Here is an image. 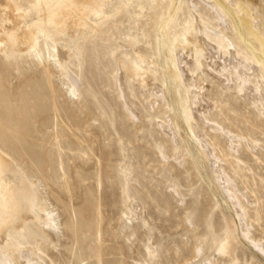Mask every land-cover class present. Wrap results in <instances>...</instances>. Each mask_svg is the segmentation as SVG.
Returning a JSON list of instances; mask_svg holds the SVG:
<instances>
[{
	"label": "rangeland",
	"instance_id": "rangeland-1",
	"mask_svg": "<svg viewBox=\"0 0 264 264\" xmlns=\"http://www.w3.org/2000/svg\"><path fill=\"white\" fill-rule=\"evenodd\" d=\"M18 1L23 8H31L25 24L32 25L38 19L32 9L36 0ZM163 4V0H109L103 7L105 21L97 23L105 33L91 37L87 28L88 39L78 34L71 39L81 64L78 100L66 95L63 76L51 68L52 77L48 76L45 65L31 52H0V147L38 186L41 207H35L34 214L47 207L58 222L56 234L31 226L47 255L41 264H203L208 259L219 264H264L262 255L243 240L226 193L188 131L180 110L182 99L174 100L169 77L165 81L168 108L154 103L152 109L150 94L128 84L127 96L138 113V118L130 120L117 97L114 76L118 66L111 56L116 41L111 34L133 45L123 59L132 71L140 65L160 78L166 61L161 49L162 22L155 15L164 11ZM258 4L254 11L264 18L263 0L251 6ZM179 15L175 29L182 27L185 17ZM89 17L94 20L98 14L93 11ZM163 18L166 22L169 13ZM206 30L219 35L210 25ZM45 31L59 35L50 26ZM227 35L232 38L229 31ZM38 42L44 52L42 39ZM202 77L211 85L208 94L219 104L211 118L248 138L238 153L245 161V182L232 165L226 163L224 168L249 201L258 199L251 206L258 209L259 226L255 208L249 210V223L253 235L264 243V148L257 152L246 145L252 139L264 143V117L251 103L224 88L221 80ZM166 112L177 117L186 134L183 158L177 160L174 145L157 126ZM215 140L223 148L225 141ZM162 153L169 159H163ZM175 186L183 197L173 192ZM4 215L0 193V222ZM229 239L236 246L233 254L227 249ZM199 241L202 256L196 258L194 248ZM12 261L21 264L16 257Z\"/></svg>",
	"mask_w": 264,
	"mask_h": 264
},
{
	"label": "bare ground",
	"instance_id": "bare-ground-1",
	"mask_svg": "<svg viewBox=\"0 0 264 264\" xmlns=\"http://www.w3.org/2000/svg\"><path fill=\"white\" fill-rule=\"evenodd\" d=\"M108 1L36 0L32 9L38 19L27 26L25 20L32 12L30 7L23 8L18 0H0V52L5 55L13 52H31L38 63L45 65L48 76L52 74L51 69L63 76V83L67 85L66 95L72 101L78 100L82 84L79 75L81 64L76 43L70 41L76 34L84 40L99 32L105 33L99 29L97 23L99 20H102L101 23L105 21L103 7ZM163 1L164 11L161 15H155V18L161 19L162 22L159 26L161 49L166 61V68L160 78L140 65L132 71L130 64L123 62V59L126 49L133 45H129L125 39H118L114 32L111 34L112 39L116 41L111 49V56L116 59L118 66L114 76L117 97L130 120L138 118V113L127 96L128 84L140 87L150 94L152 102L148 104L152 109L154 103H157L158 107L168 108L165 81L166 76L169 77L174 100L178 101V96L182 99L180 110L188 131L199 146L212 177L226 193L228 202L237 216L243 240L253 252L261 254L264 258V243L261 238L253 235V224L249 223V210L255 208V221L259 226L258 209L255 205L251 206V203L258 199L249 201L250 197L236 187L235 180L224 168L226 163L232 165L234 173L240 174L245 182V161L238 153L239 147L243 149V144L248 142V138L226 129L211 118L212 111L218 108L219 104L208 94L211 85L202 77V74H205L221 80L224 88L251 103L264 117V18L254 11L260 5L255 8L251 6L256 0ZM93 11L98 14L94 20L89 17ZM166 12L170 18L165 22L163 17ZM180 12L185 17L181 22L182 27L175 29L174 23L179 21ZM118 20L116 19L115 24ZM209 25L219 35L209 33L206 30ZM48 26L59 35H48L45 31ZM87 28H90L89 36ZM228 31L232 38L228 37ZM39 38L42 39L44 52H41ZM47 39H51L53 44H49ZM78 45L81 46V43ZM145 111L147 115H151L149 110ZM198 123L203 127L198 128ZM157 126L174 145V159L183 158L186 134L179 126L177 117L166 112L165 118L157 120ZM209 132H212V136ZM209 136L210 141L207 139ZM216 138L225 141L223 148ZM246 145L257 152H262L264 148V143L253 139ZM161 155L163 159H169L166 154ZM60 157L59 154V159ZM252 157L260 161L256 155ZM38 190V186L28 179L14 158L0 147V193L5 203V215L0 222V264H13V257L21 264H41L42 257H47L39 246V233L31 226L34 224L38 232L56 234L58 222L54 211L47 207H42L39 215L34 214V208L41 207L37 202ZM173 192L183 197L176 186L173 187ZM244 201H247L248 205L244 204ZM228 242L227 249L233 254L235 243L232 239ZM200 244L199 241V245L194 248L196 258L202 256ZM203 264L219 263L208 259Z\"/></svg>",
	"mask_w": 264,
	"mask_h": 264
}]
</instances>
